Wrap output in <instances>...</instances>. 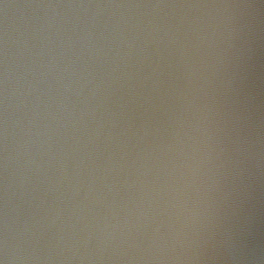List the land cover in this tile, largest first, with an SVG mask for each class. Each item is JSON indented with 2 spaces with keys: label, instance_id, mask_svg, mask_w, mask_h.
<instances>
[{
  "label": "water",
  "instance_id": "1",
  "mask_svg": "<svg viewBox=\"0 0 264 264\" xmlns=\"http://www.w3.org/2000/svg\"><path fill=\"white\" fill-rule=\"evenodd\" d=\"M0 264H264V0H0Z\"/></svg>",
  "mask_w": 264,
  "mask_h": 264
}]
</instances>
